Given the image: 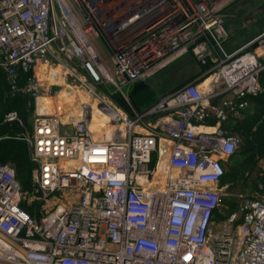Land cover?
Listing matches in <instances>:
<instances>
[{
	"label": "built area",
	"instance_id": "1",
	"mask_svg": "<svg viewBox=\"0 0 264 264\" xmlns=\"http://www.w3.org/2000/svg\"><path fill=\"white\" fill-rule=\"evenodd\" d=\"M242 2L0 0V88L36 112L29 189L0 161V264H264V186L217 219L232 126L264 95V31L226 47ZM188 55L207 69L136 109L132 87ZM59 77L101 97L107 122L53 111ZM58 193L39 218L23 206Z\"/></svg>",
	"mask_w": 264,
	"mask_h": 264
},
{
	"label": "rangeland",
	"instance_id": "2",
	"mask_svg": "<svg viewBox=\"0 0 264 264\" xmlns=\"http://www.w3.org/2000/svg\"><path fill=\"white\" fill-rule=\"evenodd\" d=\"M258 8L264 9V0H243L242 3L231 7L225 12V26L229 34L227 43L231 41L228 44L230 48L242 45L264 31V10L253 19L247 18L252 11ZM197 63L193 58H190V60H183L182 58L162 70L142 87L140 86L136 90L132 87L129 96L133 97L135 101L141 102L140 106H145V104L150 106L180 86L191 82L193 79H191V75L195 70L199 68L202 70L207 69V67ZM57 69L60 72L61 69ZM57 82L58 84L53 86L55 93H53L51 99L55 107L53 111L59 113L63 110L64 113H71L72 109L83 110L84 103L97 107L99 101H101V97L92 95L84 88L79 87L77 83L72 81V77H68L63 82L62 80ZM179 84L180 86L177 87ZM67 88L74 92L71 101L61 97ZM5 91L9 92L7 86H5ZM7 95L8 93L4 97L5 101L2 102H7ZM106 99L108 98L106 97ZM259 101L264 103V97L260 98ZM25 102L26 105L20 110L15 106H11L12 102L10 104L7 102L8 104H5L4 110L0 111V117H2L6 111L16 110L19 112L22 121L0 125V160L13 164L17 169L23 187L28 188L36 164L29 155L26 141L22 137L32 130L36 112L32 108L33 106L28 104V100ZM256 102L252 100L250 106L243 111L241 117L237 120L242 122L249 117L252 118L251 122L243 121L241 127L237 130L241 141L236 157L227 164V175L221 183L223 200L221 213L217 217L218 220L224 219L229 213L237 210L243 199L259 195L264 186V105L259 110L258 106L256 108ZM10 107L13 109H10ZM14 155H22V160L19 158L17 161L12 160L10 156ZM57 195L58 197L50 199L47 203H34L32 205L39 211L36 215L38 218L43 212L54 207L57 199L61 198L60 193ZM74 199L75 197H71L69 201Z\"/></svg>",
	"mask_w": 264,
	"mask_h": 264
},
{
	"label": "trees",
	"instance_id": "3",
	"mask_svg": "<svg viewBox=\"0 0 264 264\" xmlns=\"http://www.w3.org/2000/svg\"><path fill=\"white\" fill-rule=\"evenodd\" d=\"M263 80H264V73H263ZM147 83V81H144V82H140V83H138V84H136L135 86H134V89L136 90V88L138 89L140 86L142 87L143 85H145ZM5 86H7L6 85V83L4 82V81H2V86H1V88H0V111H3L4 110V107L6 106L5 104H8L7 102H9V104L12 102V104H11V106H15L16 108H18L19 110L21 109V108H23L24 107V105H26V102H25V100L23 99V98H21L20 96H16V97H13V96H11V94L9 93V92H6L5 91ZM133 89V90H134ZM132 90V92H134ZM5 92V93H4ZM8 93V95H7V97L6 98H8V100H7V102L6 103H4V102H2V101H5L4 100V97L6 96V94ZM262 97H264V95H261V96H257V97H252L251 99H250V103H251V101L253 100H255V101H257L256 103V108H257V106H258V108H259V110L261 109V107L264 105V103H262V101L260 102L259 100H260V98H262ZM116 100L118 101V103L122 106V107H124L126 110H129V108H128V106H127V103H126V101L122 98V97H117L116 98ZM131 100H132V103H133V105H134V107L136 108V109H138V110H142L144 107H147L148 105H146L145 104V106H140L139 104L141 103V102H139V101H135L134 100V98L133 97H131ZM141 101V100H140ZM9 107V106H8ZM12 107H10V109H11ZM13 109V108H12ZM244 121V120H243ZM243 121L242 122H239V121H237L232 127H233V130H235V131H237L240 127H241V125H242V123H243ZM252 121V118H247V119H245V121L244 122H251ZM4 124H7V123H3V124H1L0 123V125H4ZM240 131V130H239ZM2 140H7V139H2ZM19 140V139H18ZM27 144V143H26ZM27 147H28V145H27ZM28 152H29V148H28ZM237 153H238V150L229 158V160H228V162L231 160V161H233V159L236 157V155H237ZM29 155H30V153H29ZM22 155H17V156H10V157H12V160H14V161H17L18 160V158L20 159V160H22V157H21ZM1 162H5V163H9V162H6V161H2V160H0ZM228 162L226 163V174H225V176L223 177V179H222V181L224 180V178L226 177V175H227V164H228ZM10 164V163H9ZM13 165V164H12ZM18 173V172H17ZM18 178H19V175H18ZM19 180H20V178H19ZM222 181H221V183H222ZM20 182H21V180H20ZM21 184H22V182H21ZM30 184H31V181H30V183H29V186H28V188H25V187H23V189L24 190H28L29 189V187H30ZM22 186H23V184H22ZM36 204H38V203H36ZM24 206V208H26L31 214H35V215H37L38 213L36 212V209L34 208V207H32V206H27L26 204H24L23 205Z\"/></svg>",
	"mask_w": 264,
	"mask_h": 264
},
{
	"label": "bare ground",
	"instance_id": "4",
	"mask_svg": "<svg viewBox=\"0 0 264 264\" xmlns=\"http://www.w3.org/2000/svg\"><path fill=\"white\" fill-rule=\"evenodd\" d=\"M105 72L108 73L107 71H105ZM57 79L62 80L61 77H59ZM72 95H74V92L72 90H69V88H67V89H65V91L63 92L61 97L65 100L71 101ZM42 101L44 103H47L49 101V99L44 98V99H42ZM88 113H89V116H91V118H92L91 122H92L93 128L97 127L98 124L100 125L101 122H105V123L107 122V116L105 114L101 113L100 110L95 105H90V104L84 103L83 104V110H80V111H77L75 109L71 110V114H73V116L75 118H79L81 115H83V116L88 115ZM161 169H163L162 166H161Z\"/></svg>",
	"mask_w": 264,
	"mask_h": 264
},
{
	"label": "crops",
	"instance_id": "5",
	"mask_svg": "<svg viewBox=\"0 0 264 264\" xmlns=\"http://www.w3.org/2000/svg\"><path fill=\"white\" fill-rule=\"evenodd\" d=\"M231 43V41L230 42H228L226 45V47H227V49L229 50V51H232V50H235V49H237L238 47H240L241 45H239V46H237V47H235V48H230L229 46H228V44H230ZM247 43V42H246ZM243 44H245V43H243ZM242 44V45H243ZM190 58H193L194 60H196L193 56H191V55H188V56H186V57H184L183 58V60L185 59V60H190ZM198 64V63H197ZM202 69H198V70H195L193 73H192V77H191V79L193 78V79H195L196 77H197V75H198V73L201 71ZM192 79V80H193ZM180 86V84L177 86V87H179ZM140 100V99H139ZM237 122V121H236Z\"/></svg>",
	"mask_w": 264,
	"mask_h": 264
},
{
	"label": "water",
	"instance_id": "6",
	"mask_svg": "<svg viewBox=\"0 0 264 264\" xmlns=\"http://www.w3.org/2000/svg\"><path fill=\"white\" fill-rule=\"evenodd\" d=\"M263 8H258L257 10H254V11H252L251 13H250V15H248V17L247 18H251V19H253V18H255L258 14H260L261 12H263Z\"/></svg>",
	"mask_w": 264,
	"mask_h": 264
}]
</instances>
